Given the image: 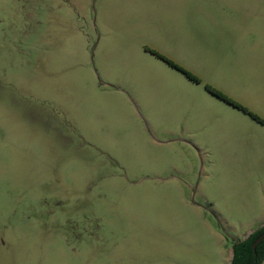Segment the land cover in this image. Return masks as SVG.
<instances>
[{
	"label": "rangeland",
	"instance_id": "obj_1",
	"mask_svg": "<svg viewBox=\"0 0 264 264\" xmlns=\"http://www.w3.org/2000/svg\"><path fill=\"white\" fill-rule=\"evenodd\" d=\"M262 223L264 0H0V264H231Z\"/></svg>",
	"mask_w": 264,
	"mask_h": 264
},
{
	"label": "trees",
	"instance_id": "obj_2",
	"mask_svg": "<svg viewBox=\"0 0 264 264\" xmlns=\"http://www.w3.org/2000/svg\"><path fill=\"white\" fill-rule=\"evenodd\" d=\"M157 55L161 59H163L165 62H167L169 65H171L172 67L182 71L188 77L197 80L194 76H192L191 74H189L188 72L180 68V66H178L174 62L168 60L167 58H165L164 56L160 54H157ZM208 89L212 94H214L219 99L227 102L228 104L232 105L233 107L239 110H242L248 113L252 118L257 119V117L254 114L248 112L247 109L235 103L234 101L226 97L224 94L216 90H213L211 88H208ZM261 237H262L261 241L259 242L257 247L254 249L253 245ZM263 263H264V227L254 232L253 234H251L245 240H242V241L238 240L233 243V257H232L231 264H263Z\"/></svg>",
	"mask_w": 264,
	"mask_h": 264
},
{
	"label": "crops",
	"instance_id": "obj_3",
	"mask_svg": "<svg viewBox=\"0 0 264 264\" xmlns=\"http://www.w3.org/2000/svg\"><path fill=\"white\" fill-rule=\"evenodd\" d=\"M264 227V223H262L259 227V229L263 228ZM259 229L255 230V231H252L246 238H248L251 234H253L254 232L258 231ZM245 240V239H244ZM233 257V255H232Z\"/></svg>",
	"mask_w": 264,
	"mask_h": 264
},
{
	"label": "water",
	"instance_id": "obj_4",
	"mask_svg": "<svg viewBox=\"0 0 264 264\" xmlns=\"http://www.w3.org/2000/svg\"><path fill=\"white\" fill-rule=\"evenodd\" d=\"M262 237H263V236H262ZM262 237L259 238V239L255 242V244L253 245V248H254V249L257 247V245H258L259 242L261 241Z\"/></svg>",
	"mask_w": 264,
	"mask_h": 264
}]
</instances>
